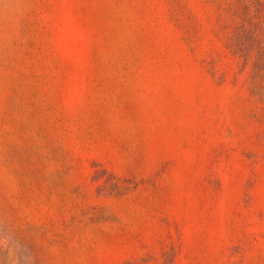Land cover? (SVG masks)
Listing matches in <instances>:
<instances>
[{"label": "rangeland", "instance_id": "rangeland-1", "mask_svg": "<svg viewBox=\"0 0 264 264\" xmlns=\"http://www.w3.org/2000/svg\"><path fill=\"white\" fill-rule=\"evenodd\" d=\"M0 264H264V0H0Z\"/></svg>", "mask_w": 264, "mask_h": 264}]
</instances>
